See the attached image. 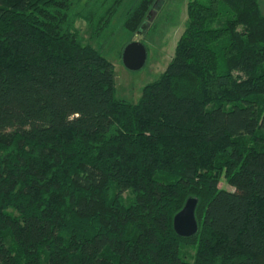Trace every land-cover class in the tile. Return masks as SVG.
I'll list each match as a JSON object with an SVG mask.
<instances>
[{
	"label": "trees",
	"instance_id": "obj_1",
	"mask_svg": "<svg viewBox=\"0 0 264 264\" xmlns=\"http://www.w3.org/2000/svg\"><path fill=\"white\" fill-rule=\"evenodd\" d=\"M124 1L0 0V264H264L259 0H188L138 102L76 25L100 36ZM153 2L121 27L142 33ZM189 196L199 230L182 237Z\"/></svg>",
	"mask_w": 264,
	"mask_h": 264
},
{
	"label": "rangeland",
	"instance_id": "obj_2",
	"mask_svg": "<svg viewBox=\"0 0 264 264\" xmlns=\"http://www.w3.org/2000/svg\"><path fill=\"white\" fill-rule=\"evenodd\" d=\"M133 0H125L119 12L113 17L108 28L100 36L93 37L86 22L77 20L85 40L102 49L103 54L112 62L115 71V94L130 102H138L143 88L155 81L165 71L174 56L175 48L185 28L188 0H154L149 12L145 32L132 35L124 30L120 21ZM264 13V0H259ZM131 39L143 41L148 49V57L143 68L132 71L122 61V50ZM220 186L232 190L222 178ZM192 255L194 249L187 247ZM189 258H193L190 256Z\"/></svg>",
	"mask_w": 264,
	"mask_h": 264
},
{
	"label": "water",
	"instance_id": "obj_3",
	"mask_svg": "<svg viewBox=\"0 0 264 264\" xmlns=\"http://www.w3.org/2000/svg\"><path fill=\"white\" fill-rule=\"evenodd\" d=\"M147 23L145 22L141 31L145 32ZM148 57V49L143 41L132 40L128 42L122 51L123 64L132 71H137L143 68ZM198 198L189 196L183 206L178 211L173 219L174 229L179 236L191 237L197 234L199 230L198 221L196 218V208Z\"/></svg>",
	"mask_w": 264,
	"mask_h": 264
}]
</instances>
